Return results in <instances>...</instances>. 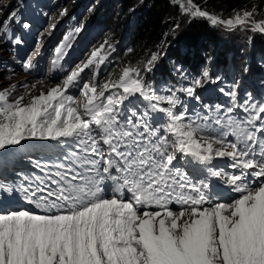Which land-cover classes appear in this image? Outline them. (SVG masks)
Segmentation results:
<instances>
[{"label": "snow or ice", "instance_id": "1", "mask_svg": "<svg viewBox=\"0 0 264 264\" xmlns=\"http://www.w3.org/2000/svg\"><path fill=\"white\" fill-rule=\"evenodd\" d=\"M170 2L213 28L264 35L256 6L224 18ZM12 23L15 10L0 34ZM81 31L56 47L55 68ZM113 51L105 41L46 91L42 80L0 89V264H264V81L257 98L238 78L204 68L189 79L176 65L177 83L157 86L152 53L101 83ZM38 54L21 68L35 70ZM217 83L228 103L204 104L197 90ZM25 161L39 174L17 170ZM14 194L31 207L14 209Z\"/></svg>", "mask_w": 264, "mask_h": 264}, {"label": "trees", "instance_id": "2", "mask_svg": "<svg viewBox=\"0 0 264 264\" xmlns=\"http://www.w3.org/2000/svg\"><path fill=\"white\" fill-rule=\"evenodd\" d=\"M137 1L118 0L121 8L117 14H102L110 27L105 41H111L119 50L118 65L122 67L132 65L137 59L147 61L150 53H157L158 66L148 74L150 81L177 80L179 73L174 71L175 65L181 66L189 79L204 68L209 69L213 77L226 78L230 59L243 51L248 37L264 49V35H242L240 30L229 32L213 28L203 19L181 14L179 7L170 0H142L137 7L139 17L129 18L126 9ZM250 1L253 2L251 10L256 6L260 13L256 19L264 18V0H207L206 4L204 0H195L209 12H222L224 18ZM116 73L111 74L112 78L118 76Z\"/></svg>", "mask_w": 264, "mask_h": 264}, {"label": "rangeland", "instance_id": "3", "mask_svg": "<svg viewBox=\"0 0 264 264\" xmlns=\"http://www.w3.org/2000/svg\"><path fill=\"white\" fill-rule=\"evenodd\" d=\"M16 0H0V18L4 16L8 10H11V7L14 5ZM56 5H57V11L55 14H53L50 17V22L47 26L46 32H50L53 27L52 25H55L63 18H72L74 19L75 15L79 12L82 13V15L79 18H82L81 24L83 28H88L92 25L93 23V16H98V15H105L107 12L108 13H115L117 14L118 11L120 10L121 6L117 2L118 0H55ZM142 0H139L135 2L129 9H126V14L128 15L129 18H138L140 13L137 11V7L141 3ZM252 1L246 3L242 9L246 10H251L252 6ZM85 5L87 7L84 10ZM91 6L90 10L89 7ZM67 10L65 15H61V13L64 10ZM84 11V12H83ZM102 15V16H103ZM92 16V17H91ZM259 20V19H258ZM106 24V30L103 35L100 36L99 40L92 46L90 49V52L86 56L85 60L88 59L90 56V53L96 49L99 48L101 44L105 43V34L109 30V24L108 20L106 17H103L101 20ZM138 20H135V23H137ZM255 35V32L252 31H242V35ZM109 44L114 46L111 41H107ZM239 46H237L238 48ZM236 48V47H235ZM152 53L148 55V58L150 57ZM7 55L6 51V46L4 43H0V58L4 57ZM264 59V49L259 47L256 42L250 40L248 37V41L243 49V51L238 54L236 57L230 59L229 66H228V71L227 75L229 76H239V80L244 78V75H253L254 71L258 70L260 71L263 76H264V67L261 66L260 61ZM148 60V59H147ZM146 61H139L137 59L132 65H137L139 64L141 68H143L144 63ZM211 65L210 63H208ZM158 62H156L153 70L157 69ZM176 66V65H175ZM124 67V66H123ZM122 66L118 65V63L112 68L111 71H109L105 76H103L100 80V82H104L109 78V74H113L114 72H117L116 74L119 75L120 69ZM247 69V71H245ZM177 73V72H176ZM148 74H146V78L148 79ZM38 80L43 81V87L44 90L46 91L48 88L55 86L56 84L60 83L58 81H52V80H45V78L40 79V78H30L28 77L22 70L15 68V67H10L6 65L3 61L0 60V89L2 88H7L10 85H17V92L14 93L13 95L15 96L16 94H22L24 92V89L20 86L23 83H28L29 85L35 83ZM216 86H219L220 83L214 84ZM41 85H37L36 91L34 94H38L39 89ZM27 102V98H26Z\"/></svg>", "mask_w": 264, "mask_h": 264}, {"label": "bare ground", "instance_id": "4", "mask_svg": "<svg viewBox=\"0 0 264 264\" xmlns=\"http://www.w3.org/2000/svg\"><path fill=\"white\" fill-rule=\"evenodd\" d=\"M254 74L256 75V78L261 76V72L258 70L254 71Z\"/></svg>", "mask_w": 264, "mask_h": 264}]
</instances>
